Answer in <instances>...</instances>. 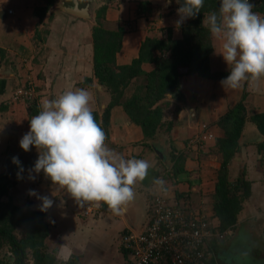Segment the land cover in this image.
Listing matches in <instances>:
<instances>
[{
  "label": "crops",
  "instance_id": "1",
  "mask_svg": "<svg viewBox=\"0 0 264 264\" xmlns=\"http://www.w3.org/2000/svg\"><path fill=\"white\" fill-rule=\"evenodd\" d=\"M113 2L52 0L49 4V0H0V108L3 109L0 134L4 128L5 143L1 144L7 148V152L0 150V172L5 171L0 175V187L4 193L14 195L12 198L22 208L26 204L31 210L44 214L49 225L44 251L56 257L60 245L66 246L68 258L66 261L56 258L59 264H130L132 256L122 249V237L130 231L139 232L147 225L152 205L162 190L168 203L185 207L189 213H200L219 227L214 203L223 157L217 140L223 137L224 131L218 122L240 102L245 104L249 117L264 114V77L225 91L220 81L229 70L223 56L218 54L222 41L212 37L214 51L210 69L216 77L183 76L179 91L168 95L161 103L163 125L156 135L147 137L120 105L111 109L109 124L104 127L103 114L112 99L103 85L102 90L99 88L94 71L93 27L99 9L107 6V29L125 31L122 49L117 54L119 66L130 65L139 57L147 37L167 38V30H171L174 39H181V27L186 22L177 28L175 21L179 17L172 10L171 16L165 19L161 14L164 0H120L116 6ZM144 2H148V6H144L146 11L140 6ZM75 7L86 9L91 18L68 10ZM142 67L150 73L155 64L144 63ZM88 79L91 82H87ZM135 81L126 97L133 94ZM30 87L33 88L30 99H15L18 90ZM76 89H86L91 94L89 106L99 115L106 134L105 144L126 159H143L152 165L147 177L134 185L135 198L121 215L104 208L103 202H89L80 207L42 171L32 172L35 179H31L29 170L34 167L39 152L35 146L25 152L19 143L30 130L32 116L28 101L35 103L40 111L43 99ZM205 131L213 133L214 140L202 146L191 142ZM12 153L21 161L29 162L25 172L16 179L9 177L5 169ZM156 177L166 181L163 188L153 184ZM228 178L233 186L243 180L247 182L251 195L244 202L235 228L224 240L209 243L213 262L264 264V135L250 121L243 129L239 152L229 162ZM240 186L241 189L243 186ZM30 190L49 196L54 201L53 206L41 211L42 202L29 195ZM64 236H68L66 240L61 239Z\"/></svg>",
  "mask_w": 264,
  "mask_h": 264
},
{
  "label": "trees",
  "instance_id": "2",
  "mask_svg": "<svg viewBox=\"0 0 264 264\" xmlns=\"http://www.w3.org/2000/svg\"><path fill=\"white\" fill-rule=\"evenodd\" d=\"M250 1L255 5L253 11L264 15V0ZM51 3L52 0H49ZM219 3L220 0H204L200 13L182 25L181 39H174L171 30H167V38L147 37L142 43L139 57L124 66L117 64V54L122 49L125 31L122 28L107 29V6L99 9L93 27L94 71L95 77L111 94L112 99L103 114L104 127L109 124L111 109L120 105L132 121L143 128L147 137H153L163 125L161 103L168 95L179 91L183 76L198 74L205 78L216 77L210 69V57L214 51L212 35L202 26V21L209 13L218 12ZM140 6L146 11L144 6H148V2ZM139 14H143V11H139ZM144 63L155 64V69L150 73L145 72L142 67ZM139 79L143 80L141 84H137ZM135 80L133 94L126 97L127 90ZM87 82H91V79ZM28 103L30 116L38 115L37 105L32 101ZM93 115L100 125L98 113L94 112ZM247 121L254 123L264 135V114L249 117L243 102L230 109L218 122L224 131L223 137L217 140L223 162L216 184L214 211L220 221L221 232L235 228L244 202L251 195L247 182L243 180L233 186L228 178V165L240 150V138ZM239 184L243 186H240L241 189L238 188ZM5 195L8 192L0 196V264H10L7 258L5 261L2 257L3 253L6 257L13 255L15 264H29V253L32 264H59L54 255L44 251V242L49 233L44 214L29 207L23 209L11 195L3 199ZM103 207L108 208L104 203ZM18 231L23 235L19 236Z\"/></svg>",
  "mask_w": 264,
  "mask_h": 264
},
{
  "label": "clouds",
  "instance_id": "3",
  "mask_svg": "<svg viewBox=\"0 0 264 264\" xmlns=\"http://www.w3.org/2000/svg\"><path fill=\"white\" fill-rule=\"evenodd\" d=\"M171 3L172 0H165V6ZM177 3L181 4L177 9L179 19L175 21L179 28L200 13L204 0L182 3L177 0ZM254 7L250 0H220L218 12L209 13L202 21L212 37L222 41L218 54L223 56L229 70L220 81L225 91L264 77V16L254 12ZM90 99L86 89L66 90L52 99H43L38 115L30 119V130L21 138L20 147L28 152L35 146L39 152L29 170L30 176L42 171L80 207L89 202H103L110 212L121 215L135 198L134 185L147 177L152 165L143 159H126L105 144L106 134L96 122ZM12 162L20 166L18 157H13ZM153 184L163 188L166 181L156 177ZM29 195L42 202L41 211L53 206L49 196H40L35 190H30ZM65 250V244L60 245L58 260H67Z\"/></svg>",
  "mask_w": 264,
  "mask_h": 264
},
{
  "label": "built area",
  "instance_id": "4",
  "mask_svg": "<svg viewBox=\"0 0 264 264\" xmlns=\"http://www.w3.org/2000/svg\"><path fill=\"white\" fill-rule=\"evenodd\" d=\"M32 96L30 87L18 90L15 99L27 100ZM214 138L213 133L205 131L191 142L202 146ZM165 194L162 190L155 199L147 225L122 237V249L132 256L130 264H214L209 243L224 240L230 231L221 232L220 226L206 216L168 203ZM86 213H90V208Z\"/></svg>",
  "mask_w": 264,
  "mask_h": 264
},
{
  "label": "rangeland",
  "instance_id": "5",
  "mask_svg": "<svg viewBox=\"0 0 264 264\" xmlns=\"http://www.w3.org/2000/svg\"><path fill=\"white\" fill-rule=\"evenodd\" d=\"M110 2H111V0H109ZM120 0H114V2H113V4H114V6H116L117 4H118V2H119ZM151 3V2H150ZM250 3H251V1H250ZM152 4V3H151ZM180 7V4L179 3H177V0H172V3L170 4V5H167V6H165V0H164V4L162 5V11H161V14H162V16L165 18V19H167L168 17H170L171 15H169V13H170V11L172 10L173 11V13H177V9ZM160 15V14H159ZM175 14H172V16H174ZM160 17V19H161V15L159 16ZM113 22V21H112ZM159 24V23H158ZM125 26H126V24H125ZM142 79H139L138 81H137V84H141L142 83ZM136 82V81H135ZM129 94V93H128ZM24 100V99H23ZM1 110H3L2 108H1ZM3 113V112H2ZM0 124L2 125V123L0 122ZM1 127V126H0ZM6 131H5V129L3 128V130H2V133L0 134L1 136H0V144H1V142L3 141L4 143H5V140H3L4 139V137L6 136V133H5ZM5 133V134H4ZM7 144V143H6ZM3 146H4V144H1L0 145V150H2L3 152L5 151V152H7V148H3ZM5 173V171H4V169H3V171H1L0 172V175H3ZM0 190H1V195L0 196H3V194H4V192H3V188L2 187H0ZM9 195H11L10 194V192H8V195H5L4 197H2L3 199H6ZM11 196H14V195H11ZM19 205V204H18ZM20 206V205H19ZM27 208V205L26 204H24V206H23V209H26ZM18 233H19V236H22L23 234H22V232L21 231H18ZM10 254V253H9ZM2 257L4 258V260L6 261V258H7V261L10 263V264H15L14 263V257H13V255H7V257L6 256H4V253L2 254ZM29 264H32L33 263V261H32V259H31V255H30V253H29Z\"/></svg>",
  "mask_w": 264,
  "mask_h": 264
},
{
  "label": "water",
  "instance_id": "6",
  "mask_svg": "<svg viewBox=\"0 0 264 264\" xmlns=\"http://www.w3.org/2000/svg\"><path fill=\"white\" fill-rule=\"evenodd\" d=\"M76 5V3H75ZM70 12H74L75 14H78L79 16H83V17H86V18H91V15L89 14V12L86 10V9H77L76 7L74 9H68ZM99 88L102 90V85L99 84ZM13 157H17L15 156L13 153L9 155L8 159H7V162L5 164V169H6V173L9 177L13 178V179H16V178H19L24 172H25V169H26V166L27 164L29 163L28 161H21L19 158V161L22 162L20 165L22 166L23 168V171L21 172V166H18L17 164H14L12 162L13 160ZM18 173H19V177H18Z\"/></svg>",
  "mask_w": 264,
  "mask_h": 264
}]
</instances>
